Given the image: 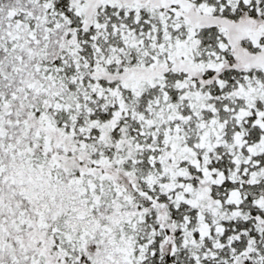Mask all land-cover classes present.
Wrapping results in <instances>:
<instances>
[{
  "label": "snow or ice",
  "instance_id": "1",
  "mask_svg": "<svg viewBox=\"0 0 264 264\" xmlns=\"http://www.w3.org/2000/svg\"><path fill=\"white\" fill-rule=\"evenodd\" d=\"M0 264H264V0H0Z\"/></svg>",
  "mask_w": 264,
  "mask_h": 264
}]
</instances>
